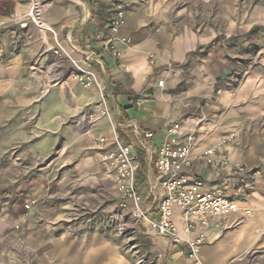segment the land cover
<instances>
[{"label":"crops","instance_id":"0c3cea01","mask_svg":"<svg viewBox=\"0 0 264 264\" xmlns=\"http://www.w3.org/2000/svg\"><path fill=\"white\" fill-rule=\"evenodd\" d=\"M35 1L41 8L42 26H36L30 20L26 28L20 27L18 22L13 26L17 38L12 45L13 52L0 63V94L6 95L13 90L19 105L34 115L33 140L28 144L32 151L39 157L52 154L55 160H61L66 174L73 172L82 188L86 184H99L102 178L111 179L109 170L98 158L100 152L113 148L111 122L101 118L88 126L81 121L86 111L97 112L94 105L101 95L107 99L112 122L131 121L153 135L149 140L151 150L145 151L138 145L131 128L118 127L116 132L120 143L132 146L138 163L135 185L141 197L140 205L152 215H155L163 194L152 160L168 124L178 122L182 135L195 130V151L198 152L229 132H236L244 143L243 131L264 113V84L256 86L250 82L241 90L224 93L215 100L211 99L214 83L209 74L203 72V76H198L201 80H195V75L188 80L184 78L185 85L180 86L171 69L160 66L169 62L180 68L188 61L184 64L198 68L197 59L190 60L189 57L202 46H197L191 38L174 36L168 27L152 31V18L136 0H123L126 22L117 36L127 37L129 43L125 46L115 40L122 53L118 58L101 52L102 63L94 65L97 84L84 87L64 76L56 79L58 70L51 63L55 60L52 49L57 47L56 42L74 58H79L86 49L100 52L111 35L108 21L115 0ZM28 5H15L11 18L21 21L28 12ZM28 64L36 69L32 80L28 77ZM100 137L107 141L100 143ZM254 140L224 148L230 162L246 166L249 173L232 174L229 169L214 171L198 161L193 167L192 172L202 177L206 189L222 188L229 195L241 180L248 184L247 199L240 203L239 211L228 217L227 225L205 231L206 238L200 246V256L205 264H249L247 255L261 241L264 231V142L258 136ZM259 167L263 172L256 171ZM173 219L182 234V211L177 206ZM195 235L196 231H192L189 237ZM144 243V251L157 257L156 264H191L186 245L170 247L148 234Z\"/></svg>","mask_w":264,"mask_h":264},{"label":"rangeland","instance_id":"374dc122","mask_svg":"<svg viewBox=\"0 0 264 264\" xmlns=\"http://www.w3.org/2000/svg\"><path fill=\"white\" fill-rule=\"evenodd\" d=\"M136 1L152 18V31L168 27L174 36L202 46L190 53V60L197 59L195 71L184 64L188 61L180 68L169 62L160 66L171 69L180 86L184 78L201 80L198 76L209 74L215 100L250 82L264 84V0ZM27 3L29 12L32 0H0L1 64L13 52V26L26 22V28L30 20L28 12L21 21L13 20L14 7ZM151 60L155 63L153 55ZM26 68L32 80L33 68ZM24 109L13 90L0 94V264H156L157 257L143 249L146 233L121 206L124 199L113 180L102 178L82 188L61 160L52 154L39 157L28 146L34 115ZM254 121L243 131L244 143L235 132L239 142L233 145L257 136L264 142V113ZM260 237L247 255L249 264H264V231Z\"/></svg>","mask_w":264,"mask_h":264},{"label":"built area","instance_id":"2783aa9c","mask_svg":"<svg viewBox=\"0 0 264 264\" xmlns=\"http://www.w3.org/2000/svg\"><path fill=\"white\" fill-rule=\"evenodd\" d=\"M38 5V2L32 0L28 15L34 25L42 26L41 8ZM111 12L108 21V30L111 35L103 43L100 52L86 49L82 51L79 58H74L65 53L60 44L56 42L57 47L52 49L55 60L54 63L51 62L54 69L58 70L56 79L64 76L65 79H71L84 87L93 86L98 82L94 65L102 63L101 52L115 58L121 56V50L115 44V40L121 41L125 46L129 43L127 37L117 36L126 22L124 1L115 0L111 6ZM25 25L26 22L21 23L22 27ZM66 65L68 66L65 67ZM51 67L50 65L49 71L52 70ZM35 71V68L31 69L32 77ZM136 104L139 105V102ZM94 107L97 112L86 111L81 121L88 126L94 125L101 118H107L111 122L113 148L100 152L98 158L100 163H103L109 170L111 179L124 199L121 206L129 208L131 205V216L141 224L144 233L159 238L170 247L186 245L191 264H205L200 256V246L206 238L205 231L211 227L227 225L228 217L239 211L240 203L247 199L248 184L241 180L228 195L222 188L206 189L202 177L192 171L195 162L198 161L214 171L229 169L232 174L249 173L243 165L231 163L224 150L230 144H238L236 133L224 134L213 145L196 152L195 130L182 135L178 122L168 124L165 127L163 139L155 148L152 160L158 184L163 192L155 215H152L140 205L141 197L135 185L138 163L132 146L120 143L116 132L118 127L131 128L136 135L138 145L145 151L150 149L149 140L153 137L152 133L141 130L131 121L119 124L112 122L111 112L104 95H101ZM98 140L104 144L107 138L100 137ZM176 206L182 211V234L179 233L173 219ZM192 231H196V235L190 238ZM138 261L143 262L145 258H139Z\"/></svg>","mask_w":264,"mask_h":264}]
</instances>
